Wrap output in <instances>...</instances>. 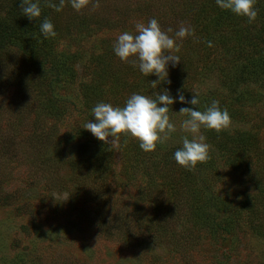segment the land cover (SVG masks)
Instances as JSON below:
<instances>
[{"label":"rangeland","instance_id":"374dc122","mask_svg":"<svg viewBox=\"0 0 264 264\" xmlns=\"http://www.w3.org/2000/svg\"><path fill=\"white\" fill-rule=\"evenodd\" d=\"M190 1L204 0H99L79 12L67 0L59 12L48 6L58 0H40L56 36L35 30L23 46L0 51V264H264V67L255 68L256 77L233 67L223 77L212 65L226 57L218 49L189 73L169 64L168 81L154 88L155 75L141 74L112 49L120 33L152 18L173 37L191 27ZM19 9L20 0H0V34L11 31V12ZM233 33L225 34L234 40ZM249 42L231 43L234 65L257 59ZM101 59L109 63L102 65L108 81L86 69ZM124 75L128 84L119 87ZM100 79L106 93L93 106L123 107L132 93L154 99L166 90L186 99L198 93L201 111L216 100L231 118L221 138L248 134L251 151L213 143L201 129L209 159L191 170L178 165L173 152L187 118L178 111L193 107L179 101L168 112L177 132L154 151L123 134L98 140L81 127L92 119L83 86Z\"/></svg>","mask_w":264,"mask_h":264},{"label":"clouds","instance_id":"9594fccd","mask_svg":"<svg viewBox=\"0 0 264 264\" xmlns=\"http://www.w3.org/2000/svg\"><path fill=\"white\" fill-rule=\"evenodd\" d=\"M67 3L77 12L90 6L99 7V0H67ZM215 3L221 10L244 17L249 23L254 22L258 15L256 0H215ZM48 6L59 12L64 8L65 0L49 3ZM20 8L23 16L39 23V31L45 39L56 36L53 23L47 18L40 19V0H20ZM169 32L172 29L163 30L155 18L149 19L147 23L138 22L134 25V31H124L116 37L112 49L121 61L138 68L141 74L155 75L157 79L151 81L155 88L158 82L168 81L169 64L175 67L181 61V57L175 54L180 49L178 41L193 34L190 27L183 25L175 31L174 37ZM176 101L193 106L183 107L178 111L187 114V118L179 126V130L185 135L180 138L181 147L173 152L176 163L191 170L209 159L210 146L201 129L219 133L231 127L230 115L226 109H220L218 101L211 100L203 111L199 110L198 93H194L190 99L179 93L172 97L168 90L161 91L154 99L132 93L123 107L99 102L91 109L92 119L81 128L90 131L95 138L105 143H112L121 134L135 138L141 150L151 152L177 132V126L168 114L169 106ZM109 137L112 138L111 141ZM52 197L57 201L55 195Z\"/></svg>","mask_w":264,"mask_h":264},{"label":"trees","instance_id":"16d2710c","mask_svg":"<svg viewBox=\"0 0 264 264\" xmlns=\"http://www.w3.org/2000/svg\"><path fill=\"white\" fill-rule=\"evenodd\" d=\"M188 13L194 12L190 18L192 20V26L191 29L193 30V34L191 36H188L184 38L180 42V49L179 52L176 53V55H179L182 59L181 63L177 64L174 69L179 72L189 73L195 66L196 62L199 61L200 56L204 57H211L214 52H216L218 49H222L226 53L224 60H213L212 65L215 67H219L218 71H220L227 77L230 76L226 73L233 67L236 71L240 72L238 74L244 75V73H248V75H252V77L257 76V72L255 71L256 67H264V0H256V8L258 9V13L260 14V21L259 14L257 15V18L254 22L248 23L246 18L236 16L232 14L229 11L221 10L217 7L215 0H204L203 2L197 3V5H194L192 1H190L188 4ZM15 15V18H17V21L15 23L10 25L11 31L5 32L0 34V51L5 49L6 47L13 45V44H20V46H23L25 35L26 37H29L30 35H33L35 30L39 31V23L36 20H30L25 16H23L21 9L17 10L15 13L11 12ZM44 11L42 10V18L43 19ZM244 19V20H243ZM189 20V21H190ZM260 23V24H259ZM240 24H247V28H240ZM248 24H253L252 28L251 26L248 27ZM256 25V26H255ZM232 26L234 28H230L228 30L227 27ZM188 27V26H187ZM249 29H253L252 31ZM234 31V33L231 35L234 37L233 39H229L227 36V31ZM253 35H251V34ZM257 33V34H254ZM241 38H246L249 43H252L256 48V53H258V57L256 60L253 59V55L249 56V62H251L250 65H241L236 66L234 65L237 61L235 58L237 56H234L235 50L232 48L231 43L237 42L236 44H240ZM252 39V40H251ZM259 39V40H258ZM26 42V39H25ZM27 43V42H26ZM196 46H195V44ZM262 43V44H261ZM200 49V50H199ZM253 53V52H252ZM196 54L198 56H196ZM234 58V59H233ZM106 60V59H105ZM107 61V60H106ZM226 61V63H225ZM107 62H105L103 59L99 61V64L96 66V63L89 64V66H86V69H89L92 72V75L96 77L104 78V80L108 81L110 78L107 77V75L111 76L110 73L105 72V69L108 68ZM104 67H103V66ZM240 68V69H239ZM234 70V71H235ZM242 72V73H241ZM231 76H233L235 73H230ZM151 75H149L150 77ZM126 75H124V78ZM241 77V76H238ZM234 78V77H232ZM123 81H125V85L128 84L126 81V78L123 79L122 77H117V85L119 87L123 86ZM102 80H97L96 82L94 80H91L89 83L84 84V101L85 105L92 109L94 102H96L97 96L104 97L105 90L101 92L100 83ZM102 95V96H101ZM204 108V106H203ZM237 110V108H236ZM208 138L211 142L219 144L221 146L227 147V149H231L232 147H243L245 146V150L248 152L251 151L247 147H250V143H248L250 140L247 137V135L242 136L236 140H231V138L228 139H222L219 133H217L215 130H209L207 129ZM233 142V143H232ZM252 195H248L250 198ZM246 197L244 198V200ZM241 203V202H240ZM239 203V204H240ZM233 203L231 202V205ZM238 204V205H239ZM250 206V200L243 201V208L246 209V212L249 213V215H252V212L249 208ZM236 209L238 208L235 205H233ZM242 207H239V210H241ZM235 211V209H234ZM237 211V210H236Z\"/></svg>","mask_w":264,"mask_h":264}]
</instances>
